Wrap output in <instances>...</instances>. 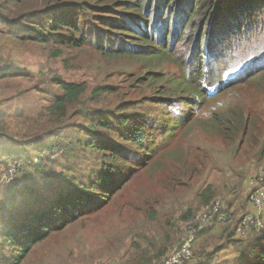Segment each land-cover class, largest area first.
<instances>
[{"label":"rangeland","instance_id":"obj_1","mask_svg":"<svg viewBox=\"0 0 264 264\" xmlns=\"http://www.w3.org/2000/svg\"><path fill=\"white\" fill-rule=\"evenodd\" d=\"M57 2L27 0L26 8L18 15ZM207 31L210 29L206 27L202 33ZM207 46L202 42L201 50ZM187 48L181 45L170 56L152 54L151 48L146 56L107 55L93 44L71 48L21 39L0 21V135L2 145L7 144L1 151L14 150L7 146L28 150L24 159L15 160L23 168L17 179L40 181L51 174L57 178L67 173L88 184L87 179L101 171L104 159L84 145L88 136L83 127L89 125L87 116L96 111L114 121L113 116L138 115L145 146L140 148L98 128L136 159L133 165L129 163L135 168L130 179L106 203L92 209L82 206L84 211L74 219L51 228L21 261L17 259L18 249L0 238V264H160L179 241V222L207 205L200 196L207 186H212L207 194L209 203L216 199L227 202L230 194L239 193L243 202L234 215L238 218L248 209L245 183L264 165V71L233 73L232 83L229 81L233 77L215 97H195L191 86L183 83L187 58L183 54ZM59 50L63 52L61 56L56 55ZM241 52L236 50L233 63H243L238 58ZM9 70L10 75L2 76ZM59 81L86 85L77 102L66 104L62 122L59 115L51 112L56 97L62 93ZM99 86L111 89L93 98ZM208 90L215 91L217 87ZM189 96L197 101L185 104L183 97ZM241 110L249 129L241 128L234 131L233 138L225 139L211 124L214 116L231 118L233 112ZM184 117L189 122L179 121ZM168 121L174 129L165 136V127L160 124ZM41 136L59 145L46 153L47 159L39 170L29 163L40 164L34 143ZM8 164L0 157V170ZM57 182L60 187L64 184L60 179ZM90 192L94 203L99 202ZM250 211L255 212V208L250 206ZM224 226L197 242L194 258L187 264L255 261L260 245H253L264 239V230L229 241L223 234L232 230V225ZM225 243L228 250L220 252ZM241 253L242 258L236 261Z\"/></svg>","mask_w":264,"mask_h":264},{"label":"trees","instance_id":"obj_2","mask_svg":"<svg viewBox=\"0 0 264 264\" xmlns=\"http://www.w3.org/2000/svg\"><path fill=\"white\" fill-rule=\"evenodd\" d=\"M26 6L27 0H0V21L7 23L10 32L21 39L43 44L54 42L57 46L71 48L93 44L107 55L122 56H146L149 48L157 56H170L176 53L174 51L177 47L188 46L183 54L187 57L186 61L183 59L186 62L183 83L186 87L191 86L190 91H194L195 97H215V93L233 77V73L240 75L253 70L258 74L264 71V0H58L46 8L23 12L19 16ZM206 27L210 31L203 34ZM202 42L206 46L208 44L205 51L201 50ZM238 49L242 50L238 58L243 63L232 62ZM62 54L60 50L56 53L57 56ZM233 66L235 70H230ZM10 71H4L2 76L10 75ZM233 80L234 77L229 82L232 83ZM57 83L62 93L56 97L51 112L57 117L59 115V122H62L66 104L77 102L86 91V85L68 81ZM214 87H217L216 92L208 90ZM110 89L99 86L93 91L92 97L97 98ZM195 97H183V101L185 104H193L197 101ZM113 118L116 121L100 111L87 116L89 125L83 127V132L88 138L84 145L104 158L100 163L101 171L93 173L87 179L88 184L65 173L57 178L51 174L48 177L50 179L40 181L37 178L30 181L17 179L18 174L12 183L4 182L5 185H0V238L6 239L7 243H12L18 249V260L21 261L29 253L35 242L45 238L51 228H56L60 222L65 225L74 219L84 211L81 210L82 206L92 209L106 203L108 197L130 179L135 168L129 163L133 165L136 159L131 158L125 147L105 133L132 141L140 148L145 147L144 135L140 136L142 129L138 124V115L121 114ZM245 118L242 110L235 111L231 118L214 116L211 124L219 128L225 139H231L234 131L249 129ZM179 121L189 122L185 117ZM169 122H161V127H165L162 135L168 136L173 131L174 126L170 128ZM98 128L105 133L98 132ZM2 138L0 135V157L3 161L11 163L25 158L28 150L24 148L7 146V149L10 147L14 150L2 152L7 145H2ZM34 144L40 164H29L37 169L47 159L46 153L52 152L59 144L44 136L36 139ZM69 150L73 148L70 147ZM148 155L145 153V156ZM48 175L50 174H46ZM59 179L64 183L61 187L57 182ZM211 188V185L207 186L201 192L203 203L210 202L207 194ZM90 191L99 199L96 204L89 196ZM194 216L195 214L179 222L182 229L180 238L184 233V224ZM222 226L224 225L213 222L197 234L194 247L196 248L200 239L206 238L212 230ZM223 237L229 241L246 238L237 235L235 226L224 233ZM223 245L220 252L228 250V245ZM257 245L260 246L256 249L255 261L251 264H264V239L253 245L254 248ZM242 255L243 253L236 261H240ZM240 264L244 262L241 261Z\"/></svg>","mask_w":264,"mask_h":264},{"label":"built area","instance_id":"obj_3","mask_svg":"<svg viewBox=\"0 0 264 264\" xmlns=\"http://www.w3.org/2000/svg\"><path fill=\"white\" fill-rule=\"evenodd\" d=\"M21 162H11L0 170V184L11 182L22 171ZM251 189L248 200L255 212L246 211L238 218L227 209L228 202L216 199L195 214L184 224V233L179 242L166 254L160 264H187L194 258V245L197 234L207 229L213 222L232 225L239 237H246L254 230L264 229V165L249 178Z\"/></svg>","mask_w":264,"mask_h":264},{"label":"crops","instance_id":"obj_4","mask_svg":"<svg viewBox=\"0 0 264 264\" xmlns=\"http://www.w3.org/2000/svg\"><path fill=\"white\" fill-rule=\"evenodd\" d=\"M245 185H246L245 190H247V193H246L245 198L247 200V195H248L249 190L251 189V186H250L249 181L246 182ZM228 200H229L228 201V206L230 207V208H228L229 210H231L233 212H234V210L236 212L237 211V208H239L241 210V208L239 206L241 205L240 203L243 202L242 201L243 198L241 197V195L239 193L238 194H231ZM247 205H248V209L246 211H249L250 210V206H251L250 203H249V201H248V204ZM223 252H225V250Z\"/></svg>","mask_w":264,"mask_h":264}]
</instances>
